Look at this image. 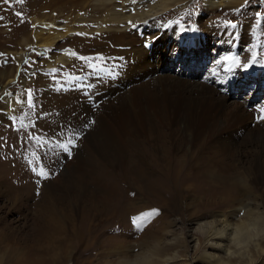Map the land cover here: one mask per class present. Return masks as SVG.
<instances>
[{"label":"rangeland","instance_id":"rangeland-1","mask_svg":"<svg viewBox=\"0 0 264 264\" xmlns=\"http://www.w3.org/2000/svg\"><path fill=\"white\" fill-rule=\"evenodd\" d=\"M85 3L0 0V88L6 85L5 76L13 75L17 68L15 79L0 96V264H33L29 253L44 264H206L204 240L195 229L222 219L238 223V218L230 215L244 207L251 208L253 218L259 216L260 220L240 243L241 262L237 257L233 264H264V145L234 148L224 143L228 147L222 151L218 140H225L223 135L194 162L196 168L208 170V175L180 178L181 190L169 192H154L153 181L132 173L131 162L117 166L106 162L90 150L83 137L69 145L70 155L60 146L68 143L66 130L76 127V121L97 123L104 114L112 143L122 137L128 145L135 141L137 127L135 91L143 88L160 98L163 90L156 88L168 84L166 91L172 96L168 114L173 117L183 110V102L189 101V89L182 87L187 86L185 81L220 88L222 97L229 98L226 103L233 115L235 110L246 111L251 114L246 122L249 128L264 130V119H258L264 115L260 111L264 108V0H247L233 10L209 12L202 0H195L189 7L168 11L146 32L126 30L122 36L117 33L119 25L108 23L107 32L95 34V23L86 22L83 27L89 32L70 35L58 42L57 48L42 49L43 40H30L32 51L18 64L20 36L33 31L34 19L50 24L51 32H64L55 28L56 21L77 29L74 17L90 11ZM146 45L154 47L152 53ZM253 51L257 53L255 61ZM69 53H75L73 64L47 66L48 61ZM176 54L182 62L177 67ZM225 57H238L240 63ZM199 58L208 59L204 69ZM101 68L104 73L99 72ZM260 75L262 79H253ZM236 82L242 83L236 91L245 89L237 98L230 93ZM8 95L15 104L12 112L1 103ZM180 96L183 100L176 99ZM195 112L202 114L200 109ZM232 120L229 128L242 126L237 116ZM162 143L157 151L162 166L167 167L169 153ZM53 147L54 167L47 158ZM130 147L126 149L131 153ZM186 148L180 151L175 147L176 152L171 153L179 158L181 168L188 155ZM77 150L89 152V160L79 162L74 154ZM258 152L260 175L255 171ZM40 168L48 173L47 178L37 174ZM67 170H71L76 186L70 190L65 187ZM51 184L57 191L49 201ZM203 184L219 188L202 191ZM153 209L157 215L139 227L133 223L134 217ZM37 211L43 213V236L35 228L40 221ZM255 243L262 252L253 251Z\"/></svg>","mask_w":264,"mask_h":264},{"label":"bare ground","instance_id":"bare-ground-1","mask_svg":"<svg viewBox=\"0 0 264 264\" xmlns=\"http://www.w3.org/2000/svg\"><path fill=\"white\" fill-rule=\"evenodd\" d=\"M194 1L195 0H135V2H133V0H86L87 3L85 4L87 5H84V7H87L88 9H90V11L85 13L83 16H80V14L77 15L75 13L77 16L74 17L73 21L78 24L79 27L77 29L69 28L64 24V21H56L54 24L55 28L63 30L64 32L61 34L59 32H51L50 24L40 19H34L32 24L34 26L33 31L31 33L24 31L22 32V36H20L21 52L16 54L18 60L17 62L18 64L21 63L26 54L32 51L30 47L31 45H33L30 43V40L32 39L43 40L40 46V48L42 49L57 48L58 42H60L64 38L69 37L70 35L78 33L83 34V32H87L88 29H85V27H83L86 22L95 23L94 27L96 28L93 30L95 34L107 32L106 24L108 23L121 26L117 27V33L119 34V36H122L123 31L126 30L130 31V33L131 30H136L137 33H142L146 32V30H150L153 22L168 11L184 9L186 7H189L190 4L192 5ZM246 1L247 0H202V5L206 12L215 11L220 8L233 10L245 4ZM111 32L115 33L114 30H112ZM50 34L53 35L48 36L49 38H43L44 35ZM188 46H190V44ZM146 49L150 53H152L154 47L146 45ZM27 51L29 52L27 53ZM74 57L75 56L69 53L67 55H64L63 57L48 61L47 66L49 68H54L59 64L71 65L73 64V62H76ZM175 58L176 60L174 64L177 67V65L182 63L180 60H178V58L181 59L180 54H176ZM198 61H204L203 69L208 64V59L203 60V58H199ZM208 69L209 68H207V70ZM16 70L17 68H15V72ZM178 71L179 73H182V70L178 69ZM15 72L11 76H5L6 78L4 79L6 81V85L0 88V96L4 94L6 87L11 84L13 79H15ZM99 72L104 73V69H99ZM202 74L203 70L200 71L199 75L201 76ZM240 75L241 76L239 78L242 77V74ZM255 78H257V80L262 79L261 75L259 77L254 76L253 79ZM253 79L251 82H253ZM237 82L235 85L236 87L233 88L231 86L230 89V93L233 95L235 94L236 98L245 90L244 89L243 91H236V88H240V86L242 85V83L237 84ZM185 83L187 86L182 87H186L187 89H189L187 94L189 101H182L183 110L181 109V112L176 111V115L173 117L168 114V108L171 106L170 97L172 98V96L166 91V89L169 88L168 84L161 83L156 88L158 90H163L160 98L156 97V95H154L153 93H148L146 89L143 88L137 89L135 91V110L138 108L135 115L137 118V127L134 128L135 141L128 142V145H131L130 149L132 148L133 150L131 153L127 151L126 147H128V145L122 141V137L119 138V141L117 139L116 144L112 143V141L110 140L111 134H107L109 132L107 130L109 120L105 119V116H107V114L101 116L103 118H100L101 120L97 123H91V121L89 120H86L84 123L83 121L81 122V120H79L78 118L80 122L76 121V127H68L69 129L66 130V142H68L70 139L74 140L75 142L76 140H79L80 137H83V139L86 140V145L90 148L91 151L95 150L98 153L97 156H100L103 160L111 163L113 166L120 165L121 162H131L133 164L132 173L137 175V177L142 180L151 179L153 181L154 192H158L159 190L165 192L179 189L181 190L178 185V180L180 178L195 177L196 179H198L199 177H205L206 175H208V170L202 171L196 168L194 162L195 160L200 159V157L198 158V156H201L200 153L209 148H213L215 146L213 144V141L221 138V136L223 138V135H226L225 140H218L220 144L218 149L222 151H224L228 146L237 148L236 146L243 147L247 144L264 145V130L258 127H256L255 129L249 128L250 126H248L246 122L250 120L251 114H248L246 111H243L241 109L235 110L233 115L231 113V110L229 109L230 106L226 103L229 98L228 96L222 97L223 95H221L222 92L220 88L218 89L208 87L203 84L188 81H185ZM173 86L175 87V85ZM259 90L260 89H257L256 93ZM251 94L255 95V92L251 91ZM142 99L144 100V102L141 101ZM176 99H181V96L180 98L177 97ZM247 100L248 99L245 98V100L243 101L245 102ZM1 103L3 105V108L7 112H12L15 109V104L9 97V95L5 96ZM195 108L200 109L202 111V114L196 115L197 113L195 112ZM233 116L238 117V122L242 126L229 128V123L233 122ZM117 120L118 118L116 119V121ZM151 122H153V124ZM155 122L157 124H155ZM160 141L163 142L162 146L166 149V152L169 153L170 160L167 167L162 166L163 159L157 151V148L160 145ZM224 143L228 146L224 145ZM175 147H177V149H180V151L183 150V148L187 147L186 149L188 155L184 157L185 161L184 167L182 166L183 168H181L180 166L179 158L171 156V153L176 152ZM194 148L196 149V151L194 150ZM55 150L56 147L51 148L47 156L49 164H51L53 167L56 162L55 155L53 156ZM74 154L79 162H81L82 160H89V152L77 150ZM260 155L261 152H258L255 170L257 175L261 174V168L259 165ZM218 163L221 164L220 162ZM67 178L68 180L65 187H67L68 190H70V188L72 189L73 187H76L72 182L73 175L71 173V170L68 171L66 179ZM163 179H166L167 181H164L163 183ZM224 187L225 190H228L227 186L224 185ZM218 188L219 187L216 186V184H203V186H200V189L202 191H215L218 190ZM56 191L57 188L55 184H51L48 187L49 201L53 200ZM40 212L41 211H37L35 213V216L40 220L36 224L35 228L37 234L43 236L46 233L43 229V227H45V225L43 226V213ZM254 214L251 212V208H236L230 215V217H233L235 219L238 218V223H231L228 222L227 219H222L209 224H200L199 227L195 229L196 232L199 233V235H201L204 240L205 253L202 256L204 257L206 264H233V260H235V258L237 257V261L241 262L243 258V251L242 248L239 247L240 243L245 242L244 239L249 237L250 227L255 226L257 224V221L260 220L259 216H255L256 218H253ZM244 216L248 218L242 220ZM188 237L192 239V236L190 234ZM194 240L195 239H193V241ZM257 243L254 244L253 251L262 252V248L258 245L259 243ZM196 244H198V242ZM207 251H211L212 253H214L213 251H215V253L219 254H212L208 253ZM31 256L32 255L29 253L28 257H30L34 261L33 264H44L41 258H39L38 256H35L34 258ZM147 257L148 256H145V258ZM251 259L252 258H250V260ZM246 260L247 259H245L244 261ZM25 261H27V259H25Z\"/></svg>","mask_w":264,"mask_h":264},{"label":"snow or ice","instance_id":"snow-or-ice-1","mask_svg":"<svg viewBox=\"0 0 264 264\" xmlns=\"http://www.w3.org/2000/svg\"><path fill=\"white\" fill-rule=\"evenodd\" d=\"M18 2L22 3L23 0H18ZM133 2H135V0H133ZM17 15L20 16L21 13H17ZM0 19H3V17H0ZM0 55H2V54H0ZM72 55H75V53H72ZM256 56H257V53L255 51H253V53H252V60L253 61H255ZM81 59H85V58L81 57ZM225 59L233 60L236 64L240 63V60L238 57H225ZM29 106H31V99L30 98H29ZM260 111L262 113H264V108L260 109ZM258 119H264V115H261L260 117H258ZM69 145L74 146V140L70 139L67 144H62L60 146L62 148H64L65 151H68L69 155H70L71 153H70ZM33 171H37V170L33 169ZM37 174L41 177H44V178L48 177V173L45 171L44 168H40L38 170ZM157 214H158V211L155 209L151 210L150 212L141 213L139 216L133 218V223L139 227L141 223H143L144 221L150 219L152 216L157 215Z\"/></svg>","mask_w":264,"mask_h":264}]
</instances>
